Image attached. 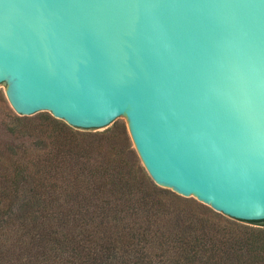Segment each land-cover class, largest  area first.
I'll list each match as a JSON object with an SVG mask.
<instances>
[{
	"label": "water",
	"instance_id": "95a60500",
	"mask_svg": "<svg viewBox=\"0 0 264 264\" xmlns=\"http://www.w3.org/2000/svg\"><path fill=\"white\" fill-rule=\"evenodd\" d=\"M0 90L78 131L120 120L156 184L264 220V0H0Z\"/></svg>",
	"mask_w": 264,
	"mask_h": 264
},
{
	"label": "trees",
	"instance_id": "16d2710c",
	"mask_svg": "<svg viewBox=\"0 0 264 264\" xmlns=\"http://www.w3.org/2000/svg\"><path fill=\"white\" fill-rule=\"evenodd\" d=\"M0 100V264H264V220L156 184L122 121L78 131Z\"/></svg>",
	"mask_w": 264,
	"mask_h": 264
},
{
	"label": "rangeland",
	"instance_id": "374dc122",
	"mask_svg": "<svg viewBox=\"0 0 264 264\" xmlns=\"http://www.w3.org/2000/svg\"><path fill=\"white\" fill-rule=\"evenodd\" d=\"M4 94V90H0ZM5 96V94H4ZM6 98V97H5ZM0 100V135L3 133L4 130V122L6 121V109L5 106ZM7 106L11 107L6 99ZM127 127V126H126ZM128 130V129H127ZM33 135H36V133H33ZM25 145L31 146V144L36 143V138L34 136H27L24 139H22ZM241 225V224H240ZM254 226V225H253Z\"/></svg>",
	"mask_w": 264,
	"mask_h": 264
}]
</instances>
